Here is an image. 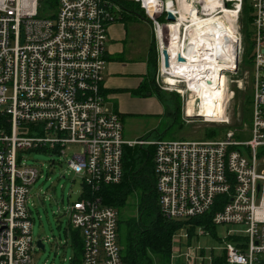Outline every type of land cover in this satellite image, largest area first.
<instances>
[{"label":"built area","instance_id":"obj_1","mask_svg":"<svg viewBox=\"0 0 264 264\" xmlns=\"http://www.w3.org/2000/svg\"><path fill=\"white\" fill-rule=\"evenodd\" d=\"M132 1L152 25L160 68L158 36L164 27L180 21V35L189 43L194 18L206 19L221 8L235 14L233 47L227 42V52L232 48L237 55V71H222L229 95L225 103L234 97L231 85L238 91L248 87L250 140L242 143L236 131L217 141L124 140L121 118L107 109L102 92L108 28L119 20L120 6L112 0H0V264H32L31 252L37 247L27 204L38 172L19 162L21 154H63L69 145L80 147L81 154L67 162L68 169L83 177L87 189V196L81 195L67 210L69 225L82 240L81 264H123L118 213L102 203L98 192L102 186L121 183L124 148L134 146L154 148L162 217L169 221L200 217L217 198L225 197L212 224L226 229L221 240L226 264H264V0ZM245 1L252 27L251 73L241 67ZM168 12L174 22L167 21ZM182 12L187 13L183 20ZM213 36L199 35L203 45L197 53L215 50ZM161 81L165 85L163 75ZM177 93L189 96L185 120L229 126L227 109L218 122L188 116L191 93L186 88ZM201 230L198 235L207 234ZM184 259L195 264L197 250L188 247Z\"/></svg>","mask_w":264,"mask_h":264},{"label":"rangeland","instance_id":"obj_2","mask_svg":"<svg viewBox=\"0 0 264 264\" xmlns=\"http://www.w3.org/2000/svg\"><path fill=\"white\" fill-rule=\"evenodd\" d=\"M45 1L48 3L49 0ZM245 17L246 23L242 31L244 57L241 67L243 71L251 73L252 27L248 23L250 19L249 11L245 14ZM137 31L143 36L147 35L148 39L152 40V30L149 24H139ZM161 77V68L158 66L155 72V84L164 95L163 101L156 98L162 104L165 115L161 114L159 117L127 116L123 123L124 135L127 139L136 140L141 136H145L148 140H155L159 137L158 134H161L160 138L165 141L203 142L206 139L217 141L224 133L236 131L242 143L250 140L252 128L250 125V107L246 104L249 93L247 86H245L246 89L244 91H238L234 85H231L230 89L233 90L234 97L226 108L230 124L229 126L225 124L215 125L202 123L198 119L185 120L183 111L185 101L189 96L177 93L178 90L186 87L185 84H177L176 86L163 85ZM159 87H163L166 90H162ZM171 97L179 101V116L184 123V127L173 125L172 116L168 115V110L173 112L172 103L168 101ZM107 109L111 110L109 107ZM80 154V147L69 145L64 149L63 154L57 151H39L22 153L19 158L20 163L33 166L38 172L36 182L30 187L27 206L32 223V237L35 242L41 240L44 249L40 250L35 246L31 252L32 264H75L76 251L73 246V234L69 226L70 219L67 210L73 202L81 198L83 177L71 172L68 169L67 162L74 155ZM52 161L54 162V167L59 168V172L54 170L51 165ZM139 200L140 192H134L128 198L124 207L116 209L118 220H121L118 238L122 237L121 231L125 226L122 221L137 216ZM201 231V228L197 227L194 229L193 234H190L187 228L183 227L175 233L172 242L171 263L175 262L177 264L178 259L183 258L180 264H186L184 257L188 247L197 250V261L195 264H212L213 260L223 256L222 251L225 244L221 240L226 229L217 227L215 233L207 232L206 235H198ZM180 254L183 256L179 257Z\"/></svg>","mask_w":264,"mask_h":264},{"label":"trees","instance_id":"obj_3","mask_svg":"<svg viewBox=\"0 0 264 264\" xmlns=\"http://www.w3.org/2000/svg\"><path fill=\"white\" fill-rule=\"evenodd\" d=\"M43 1V0H42ZM121 8L119 20L124 21L126 15H135L146 19L141 9L134 2L123 0H112ZM249 11L247 2L243 6V15L240 20L242 31L246 23L245 14ZM251 25L250 19L248 20ZM151 55L154 66L156 65V50L153 43ZM155 78L150 83H144L134 92L136 96L154 95L163 101V95L155 84ZM176 95V94H174ZM178 97V96H177ZM248 100V101H247ZM246 100L249 105L250 97ZM173 106V112L168 110L172 116V124L184 127L179 116V101L171 97L168 99ZM161 134H158L159 140ZM142 139H146L142 138ZM141 139V140H142ZM152 146L132 148L125 147L123 152V179L118 185L102 186L98 192L102 203L115 210L126 205L128 198L134 192H140L137 216L122 221L125 226L122 229V237H119L121 248V259L123 264H170L172 254V239L177 231L183 227L193 234L197 227L209 233H215V226L212 224L213 215L220 210L226 202L225 197L217 198L212 209L200 217L190 220L169 221L161 216L158 208V197L155 191V177L153 173ZM82 196H87V189L84 187ZM81 196V197H82ZM121 220H118L117 232L120 231ZM70 226V225H69ZM71 229V227H70ZM73 234V246L76 251L74 263L81 264L82 240L77 231L71 229ZM212 264H226L224 255L212 261Z\"/></svg>","mask_w":264,"mask_h":264},{"label":"bare ground","instance_id":"obj_4","mask_svg":"<svg viewBox=\"0 0 264 264\" xmlns=\"http://www.w3.org/2000/svg\"><path fill=\"white\" fill-rule=\"evenodd\" d=\"M214 3L218 4L216 0ZM215 7L216 5L213 4L212 8ZM186 14V12L181 13V20ZM207 32L215 34L212 37L215 50L199 54L196 51L197 47L203 45V39L199 35ZM234 34L235 14L224 8H221L220 13L206 19L194 18L189 30V43L180 35V21L176 25L164 27V30L159 33V46L161 50L165 49L169 54V68L161 66L163 82L168 86L186 84L185 88L191 93L187 104L188 116L204 118L207 122H218L224 119L227 105L225 100L229 98V95L226 94L225 76L222 70L230 69V66L233 68L234 65L233 49L227 52V42L233 47ZM178 55L186 61L178 63L176 61ZM194 103L198 105V108H192Z\"/></svg>","mask_w":264,"mask_h":264},{"label":"crops","instance_id":"obj_5","mask_svg":"<svg viewBox=\"0 0 264 264\" xmlns=\"http://www.w3.org/2000/svg\"><path fill=\"white\" fill-rule=\"evenodd\" d=\"M133 2L132 0H123ZM122 15V13H121ZM139 24H149L152 30V40L148 36L138 33ZM154 43L153 29L147 19L135 15H126L124 21L118 20L108 28L106 44V67L103 76L102 92L107 107L119 114L122 126L127 116L159 117L163 113V106L154 95L144 97L134 95V92L144 83L152 82L155 78L158 61L154 66L151 48ZM145 138L141 136L136 142ZM180 259V260H179ZM177 264L182 263L179 258ZM175 260V259H174ZM175 264V262H172ZM170 261V264H172Z\"/></svg>","mask_w":264,"mask_h":264},{"label":"water","instance_id":"obj_6","mask_svg":"<svg viewBox=\"0 0 264 264\" xmlns=\"http://www.w3.org/2000/svg\"><path fill=\"white\" fill-rule=\"evenodd\" d=\"M165 1L166 2L168 1L169 2V0H165ZM166 16H167V21H169V22H174L175 21V18H174V16H173L172 13L168 12L166 14ZM161 56L163 58V66L168 69L169 68V54H168V51L165 50V49L164 50H161ZM236 58H237V55L235 54L233 68H231L232 66H230L229 67L230 69H226L224 71H228L231 74H233V73H235L237 71V63H236L237 61H235ZM176 61L178 63H184L186 60L181 55H178L177 58H176ZM51 165L54 167V162L53 161L51 162ZM54 170L56 172H59V168L58 167H54ZM36 245H37V248H39L40 250H43L44 249V246H43L41 240H38L36 242Z\"/></svg>","mask_w":264,"mask_h":264}]
</instances>
